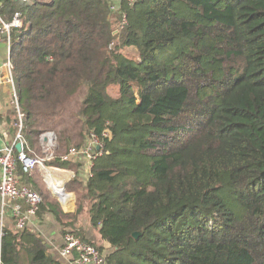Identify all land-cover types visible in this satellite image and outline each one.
<instances>
[{
  "label": "trees",
  "instance_id": "1",
  "mask_svg": "<svg viewBox=\"0 0 264 264\" xmlns=\"http://www.w3.org/2000/svg\"><path fill=\"white\" fill-rule=\"evenodd\" d=\"M0 1L2 20L21 14L9 57L23 151L73 102L47 166L76 172L62 156L92 134L101 143L88 177L68 182L70 218L17 161L19 184L42 196L39 219L85 215L106 253L63 234L104 264H264V0ZM61 262L36 231L1 239L0 264Z\"/></svg>",
  "mask_w": 264,
  "mask_h": 264
},
{
  "label": "built area",
  "instance_id": "2",
  "mask_svg": "<svg viewBox=\"0 0 264 264\" xmlns=\"http://www.w3.org/2000/svg\"><path fill=\"white\" fill-rule=\"evenodd\" d=\"M19 1L26 2L28 0ZM114 1L119 2V0ZM135 1L136 0H128L129 4H132ZM1 6L2 5L0 1V9ZM112 9H115L114 5L112 6ZM20 17V12H15L11 20L9 21L2 20L0 16V32L4 35L6 42V58L0 59V66H2V68L6 70L5 81L10 85L12 91L10 95V103L16 109L18 116L17 123H15L17 129L15 132L14 142L10 145L5 146L0 154V214L4 215L5 211L8 210L10 217L14 221V226L17 231L25 229L28 222L31 221L32 218H35L39 206L42 203V196L31 187L19 184V179L16 176V163L17 161L21 163L23 172H32V170L37 166H41L44 168V158L34 156L32 155V153L26 154L23 151V145L25 143L23 138L24 114L23 112H21L19 107L18 94L11 73L12 62L9 57L10 31L12 28L18 27L20 25ZM50 134V132L47 133V135L40 133L38 137L40 146L44 149L53 145V137ZM107 135V132L104 133V136ZM18 142L22 146V151L18 152L17 155H15L14 146ZM100 149L101 143L99 142L98 138L94 134H92L81 148L74 150L70 149L68 153L62 156V159L70 161L75 157L83 155L89 160H92L97 155L101 154ZM50 154L51 153H48V155H46V158H53V154ZM64 176V189L65 192L67 191V193L69 194V198L67 200L62 201L61 198L57 196L54 191L55 186L53 183H48V188L50 189L53 196H55V198L59 201L61 206L64 207V209L66 208L65 210L71 211L75 208L76 197L74 192L71 191L66 185L68 183L67 179L69 177L67 178ZM6 202H9L8 206L6 205ZM5 231L6 230L3 227V223H0V243L2 237L5 235ZM63 242V246L59 249V256L61 258L68 259L70 261V264H104V255L94 244L83 242L72 233H66L64 235Z\"/></svg>",
  "mask_w": 264,
  "mask_h": 264
},
{
  "label": "crops",
  "instance_id": "3",
  "mask_svg": "<svg viewBox=\"0 0 264 264\" xmlns=\"http://www.w3.org/2000/svg\"><path fill=\"white\" fill-rule=\"evenodd\" d=\"M5 56H6L5 37L0 32V59H5ZM5 77H6V70L2 68V66H0V154L5 146L10 145L14 142V137H15V132L11 130L13 120L11 121L9 117V109H10L9 99L11 94V87L5 81ZM70 161L77 166V171L76 172L71 170H66V171H68L72 175V177L76 176L77 179L80 181L85 180L90 173L91 160H89L87 157L83 155H80ZM50 173L52 175L55 174L53 175L55 176V179L54 178L51 179V177H49ZM63 176L60 173H53L51 171L48 172L47 178L50 179L48 182H52L57 188H61L62 193L64 192V194L66 195L67 193L65 192L63 185L65 179L63 178ZM65 195L60 197L62 201L67 200L69 198L68 195H66L65 198ZM50 196H53V194ZM53 197L55 198V196ZM58 204L59 206L61 205L59 201ZM6 205L8 206L9 202H6ZM0 207H1V201H0ZM60 209L65 215H67V218H70L76 209V204H75V208L71 211H67L61 206ZM0 223H3V227L5 228V230L7 229L12 231H17L14 226V221L10 217L8 210L5 211L4 215L0 214ZM26 228L38 232L41 235L43 241L46 243L49 253L56 259L62 261L61 262L62 264H70V261L68 259L60 258L59 256V249L62 247L63 244V231L66 229H69L70 231L76 230L78 232H83L88 240L96 244L98 243L100 246L108 247V244L104 243L100 239L99 234L89 225L87 218L83 214L79 215L77 220L72 225L65 227V226H61L58 222H56L54 216L50 212H46L43 218L41 219H39L37 216H35V218H32L31 221L28 222Z\"/></svg>",
  "mask_w": 264,
  "mask_h": 264
},
{
  "label": "rangeland",
  "instance_id": "4",
  "mask_svg": "<svg viewBox=\"0 0 264 264\" xmlns=\"http://www.w3.org/2000/svg\"><path fill=\"white\" fill-rule=\"evenodd\" d=\"M124 51L126 53H128L129 55H132L135 57L137 56V51L132 47H126V48H124ZM80 98H81V96H78V97H76V100H80ZM9 101H11V96H10ZM76 109H77V107L75 106V102L71 103L70 107H68L65 110V112L61 116V119L58 121V123L55 125V127H53L52 129H47L41 133V134H45V135H47V133H49V132L51 133L50 135H52V137H53V145L52 146L44 149L40 146V142L38 140L37 142L34 143V146L31 147L32 148L31 149L32 155L38 156L40 158H44L43 159L44 160V168L41 166H37L32 170L33 172L31 173L32 176L34 177V180L36 181V183L39 187L38 191H40L44 197L50 198L56 203L58 202L56 200V198H54L53 196H50V195H52V193H51L50 189L48 188V183H49L48 182L49 180L47 178L48 172L52 171L53 173L63 174L65 176H67V178L69 177L67 179V182H69L71 180V178H74V177H71L72 175L68 171H66L62 168H60L61 169L60 170V169H58V167L55 168L52 166H47V164L51 160H53L54 156L57 155V153H58V150H57V148H58V139H57L58 133H57V131H59L62 127H68L71 123H73L72 119L69 118V115L72 111H76ZM74 149H76V148H74V147L71 148V150H74ZM48 153L53 154V158H51V159L46 158V155H48ZM69 184L70 183H67L66 185H69ZM66 185H65V188H66ZM65 198H66V195H65ZM96 245H99V244L97 243ZM108 250H109V247H103V253H106Z\"/></svg>",
  "mask_w": 264,
  "mask_h": 264
},
{
  "label": "bare ground",
  "instance_id": "5",
  "mask_svg": "<svg viewBox=\"0 0 264 264\" xmlns=\"http://www.w3.org/2000/svg\"><path fill=\"white\" fill-rule=\"evenodd\" d=\"M53 175H55V174H53ZM51 173H50V175H49V177H51V179L52 178H54L55 179V176H53ZM47 177H48V174H47ZM48 180H50V179H48ZM50 184H52V182H49ZM58 185V184H57ZM55 186V185H54ZM55 193L59 196V197H62V196H64L65 194H64V192L62 193V190H61V188H57L56 186H55Z\"/></svg>",
  "mask_w": 264,
  "mask_h": 264
},
{
  "label": "water",
  "instance_id": "6",
  "mask_svg": "<svg viewBox=\"0 0 264 264\" xmlns=\"http://www.w3.org/2000/svg\"><path fill=\"white\" fill-rule=\"evenodd\" d=\"M15 148H16L17 152H21V151H22V146H21V144H20L19 142L16 143ZM139 234H140V232H134V233L132 234V236H133L134 238H137V236H138Z\"/></svg>",
  "mask_w": 264,
  "mask_h": 264
}]
</instances>
